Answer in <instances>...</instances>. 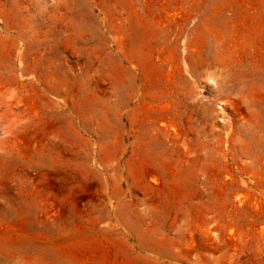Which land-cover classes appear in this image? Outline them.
<instances>
[{
    "label": "rangeland",
    "instance_id": "374dc122",
    "mask_svg": "<svg viewBox=\"0 0 264 264\" xmlns=\"http://www.w3.org/2000/svg\"><path fill=\"white\" fill-rule=\"evenodd\" d=\"M0 264H264V0H0Z\"/></svg>",
    "mask_w": 264,
    "mask_h": 264
}]
</instances>
